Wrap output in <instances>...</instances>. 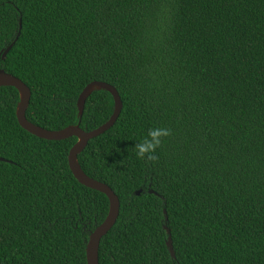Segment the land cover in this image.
<instances>
[{"label":"trees","instance_id":"1","mask_svg":"<svg viewBox=\"0 0 264 264\" xmlns=\"http://www.w3.org/2000/svg\"><path fill=\"white\" fill-rule=\"evenodd\" d=\"M11 44L0 68L30 88L38 126L106 122V90L78 117L92 81L120 95L78 154L120 201L99 264H264V0H0V57ZM18 101L0 86V264H87L109 200L70 171L77 138L30 134ZM151 126L172 134L146 162L131 146Z\"/></svg>","mask_w":264,"mask_h":264},{"label":"water","instance_id":"2","mask_svg":"<svg viewBox=\"0 0 264 264\" xmlns=\"http://www.w3.org/2000/svg\"><path fill=\"white\" fill-rule=\"evenodd\" d=\"M19 28H21V25L19 26ZM11 46L12 44L9 45L3 51L0 57L1 59L5 58ZM0 86H12L17 89L19 93V101L16 106V112H15L16 118L19 125L23 129L28 131L30 134L46 140H63L73 136L77 138V141L70 148L68 153V165L70 171L72 172L73 176L80 184L103 193L104 195L107 196L109 200V209L105 219L90 233L89 239L86 244L87 264H99L98 253H99L100 241L115 224L119 215L120 201L118 196L115 194V192L112 190L110 186L88 176L83 171L78 161V154H80L83 151V149L86 147L90 139L104 133L116 122L123 106L122 100L120 98L117 89L111 84L106 82L92 81L88 83L81 91L77 100L79 119H81V116L83 114L86 99L95 90L108 91L112 95L114 101L113 112L109 117V119L100 126H98L97 128L87 131L80 127L79 125L80 120L75 125H68L58 130H49L30 122L26 117V110L29 106L30 97H31L30 88L20 78L6 72L2 68H0ZM0 160L7 161L2 157H0ZM148 192L155 193L153 190H149ZM140 193L141 190H137L135 192L136 195H140ZM167 232H169L168 228H167ZM167 246L169 248L172 258L174 259L175 254H174V249L170 235L168 237ZM151 264H181V263L173 261L170 263H151Z\"/></svg>","mask_w":264,"mask_h":264},{"label":"clouds","instance_id":"3","mask_svg":"<svg viewBox=\"0 0 264 264\" xmlns=\"http://www.w3.org/2000/svg\"><path fill=\"white\" fill-rule=\"evenodd\" d=\"M171 134L172 131L168 127L151 126L131 146L132 151L137 159L155 162L158 160L157 150Z\"/></svg>","mask_w":264,"mask_h":264}]
</instances>
